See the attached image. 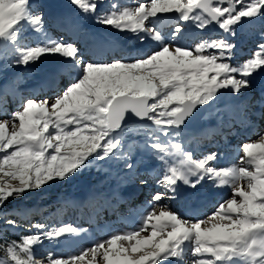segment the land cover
Segmentation results:
<instances>
[{"label":"snow or ice","instance_id":"1","mask_svg":"<svg viewBox=\"0 0 264 264\" xmlns=\"http://www.w3.org/2000/svg\"><path fill=\"white\" fill-rule=\"evenodd\" d=\"M71 3L90 13L95 11L97 0ZM27 5L28 0H0V39H14L13 30L22 21L40 31L41 17L29 16ZM112 7L114 10L99 23L134 35L146 33L159 42V34L148 26L153 18L175 13L201 31L215 24L224 33L233 34L231 28L242 18L256 17L264 9V0H144L122 10L115 4ZM234 47L223 39L191 48L165 44L141 59L88 63L83 65L82 77L54 100H26L19 111L0 120V207L53 181H65L92 156L97 161L121 160V180L138 178L131 162L137 148L150 151L166 169L156 181L166 191L152 195L148 202L151 210L135 230L115 233L68 258H53L49 253L39 259L34 248L45 239L78 230L73 226L45 230L43 224L32 225L37 234L0 245L10 264H163L168 260L183 264L184 252H190L192 264H264V131H258L256 141L240 147L237 165L220 169L213 167L216 153L196 159L179 142H160L161 136L181 137L193 113L222 92L230 90L233 97L252 93L249 78L264 69V43L258 44L257 51L239 67L228 62ZM77 52L73 44L50 41L48 46L21 50L18 63L28 65L44 55H59L76 60L79 66ZM5 100L6 94H0V111L5 110ZM239 106L264 110V95H249ZM129 114L147 122L152 130L146 132L143 144L133 140L127 151L118 155L122 143L113 134L122 129ZM254 115L259 118L264 112ZM190 177L197 179L190 182ZM205 178L214 186L230 188L231 196L203 219L183 220L161 203L165 192L175 191L177 182L195 188ZM139 183L147 180L139 179ZM4 226L15 228L16 220L6 218ZM145 232L148 234L142 235ZM89 254L90 262L86 261Z\"/></svg>","mask_w":264,"mask_h":264},{"label":"rangeland","instance_id":"2","mask_svg":"<svg viewBox=\"0 0 264 264\" xmlns=\"http://www.w3.org/2000/svg\"><path fill=\"white\" fill-rule=\"evenodd\" d=\"M140 2L144 0H97L95 11L85 13L75 7L71 0H28V15L41 17L40 31H35L29 23L22 21L13 30L14 39L11 36L0 39V94H6V107L0 111V120L8 119L13 112L19 111L26 100H54L82 77L83 65L88 63L130 61L144 58L165 44L191 48L200 42L223 39L235 46L228 62L233 67H239L257 51L258 44L264 43V39H261L264 35V9L256 17L242 18L231 28L233 34L224 33L212 24L201 31L195 23L183 22L175 13L161 15L148 22V26L161 37L159 42L146 33L134 35L120 32L98 22L114 10L113 4L122 10L138 6ZM177 28L179 32H176ZM50 41L73 44L78 49L79 66L76 60L59 55H44L28 65L18 63L21 50L48 46ZM249 83L252 93L233 97L230 90L224 91L211 104L204 106L201 130L183 131L181 137L171 139L161 136L160 142H179L196 159L216 153L213 167L218 169L237 165L242 155L240 147L249 141H256L258 131H264V115L259 118L254 115L256 111L264 110L239 106V102L249 95L253 98L264 95V69L254 73ZM216 109L223 111L217 112ZM151 130L149 126H132L113 136L122 143L118 155L127 151L128 143L133 140L143 144L146 132ZM167 159L173 162V158ZM131 162L136 166L138 178L121 180L124 164L117 157L104 161L89 157L65 181H53L35 192L25 193L20 199H11L0 207V213L12 216L10 219L21 220L18 227L26 229L32 219V225H40L41 221L35 219L47 210L45 218L49 222L45 224V230L73 226L78 231L60 238L45 239L34 248L36 257L45 259L49 253L53 258L77 255L82 249L90 248L115 233L135 230L143 216L151 210L148 202L152 195L166 191L164 185L158 187L156 183L165 173L164 162L153 159L150 151L139 148L133 153ZM139 179H146L147 183L141 185ZM189 179L194 182L197 177ZM230 196V188L214 186V182L205 178L195 188L177 182L175 191L165 192V199L161 203L181 219L195 221L210 215ZM32 225L26 230L32 233L30 235H35L37 229ZM91 259L89 254L86 261L90 262ZM193 259L190 252L183 253V264H192ZM163 264L180 262L168 260Z\"/></svg>","mask_w":264,"mask_h":264},{"label":"trees","instance_id":"3","mask_svg":"<svg viewBox=\"0 0 264 264\" xmlns=\"http://www.w3.org/2000/svg\"><path fill=\"white\" fill-rule=\"evenodd\" d=\"M47 213H48V211L45 210L38 217V219H35V220H39V221H41V224L45 225L47 222H49V220L47 218H45V214H47ZM6 218H12V216L0 217V245H6L7 243H11L13 240L19 242L22 237L28 236L27 234H29V235L32 234V233L28 232L26 229L32 225L33 219L30 220L31 223H29L27 225V228L23 229L21 227H18V226H21V220H18V219H13V220L18 221L16 223L15 228H12L9 226H4V222H5ZM0 262H9V258L7 257V254L3 249H0Z\"/></svg>","mask_w":264,"mask_h":264},{"label":"water","instance_id":"4","mask_svg":"<svg viewBox=\"0 0 264 264\" xmlns=\"http://www.w3.org/2000/svg\"><path fill=\"white\" fill-rule=\"evenodd\" d=\"M212 25H213V27L215 26V24H212ZM204 111H205L204 107L197 109L193 113V116L191 118H189L188 121H186V125H185V128L183 131L195 132V131L201 130L202 129L201 118L204 116ZM132 126L148 127L150 125L147 124V122H141V121L136 120L135 117H133V116H131V114H129L128 117L126 118L124 124L122 125V129L119 132L114 133L113 136H118L123 131L124 128L132 127Z\"/></svg>","mask_w":264,"mask_h":264},{"label":"bare ground","instance_id":"5","mask_svg":"<svg viewBox=\"0 0 264 264\" xmlns=\"http://www.w3.org/2000/svg\"><path fill=\"white\" fill-rule=\"evenodd\" d=\"M196 114H197V113H196ZM149 127H151V125H150Z\"/></svg>","mask_w":264,"mask_h":264}]
</instances>
